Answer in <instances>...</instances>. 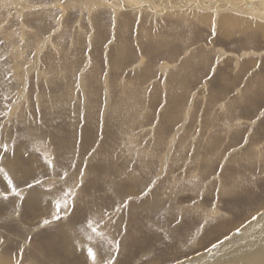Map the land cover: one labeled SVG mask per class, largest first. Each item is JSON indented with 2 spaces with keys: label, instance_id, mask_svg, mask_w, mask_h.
<instances>
[{
  "label": "rangeland",
  "instance_id": "rangeland-1",
  "mask_svg": "<svg viewBox=\"0 0 264 264\" xmlns=\"http://www.w3.org/2000/svg\"><path fill=\"white\" fill-rule=\"evenodd\" d=\"M207 1L0 0V264H182L264 214V37L219 19L264 22Z\"/></svg>",
  "mask_w": 264,
  "mask_h": 264
},
{
  "label": "bare ground",
  "instance_id": "bare-ground-1",
  "mask_svg": "<svg viewBox=\"0 0 264 264\" xmlns=\"http://www.w3.org/2000/svg\"><path fill=\"white\" fill-rule=\"evenodd\" d=\"M129 1H131V0H129ZM187 1L188 0H182V2L185 4L180 6V5H174L173 3H171L170 0H165V2H169L167 4L168 6H166V7L162 6L161 10H163L165 8L166 10H163V11H171V10L183 11L182 9L184 7L194 9L196 11L184 10L182 12V14L185 15L186 17H188V19H190L192 22L199 23L200 25H206V24L210 23L212 15H215V17H217L218 15H220V13H219L220 11L226 12V6L221 4V2L213 3L212 7H209L211 5H207V4L203 5V4L199 3L200 0H199V2H197L198 0L196 2L195 1L192 2L191 0H189L188 2ZM210 1H212V0H210ZM241 1H245V0H241ZM247 1L249 2L247 5V7L250 8L249 10L245 9L243 6H240L238 4H237L238 5L237 6L233 3H228V5H229L228 9L229 10H235L236 13H243L244 15L249 16V18H251V17L255 18L259 22L260 21L264 22V0H247ZM207 2H209V0ZM204 3H206V2H204ZM216 4H221V5L216 7V6H214ZM211 10L215 11V13L214 14H206L205 13L206 11H211ZM177 17H179V15H177ZM216 21H217V19H216ZM219 23H220L219 32L224 34V35L229 33V30L231 28H237L238 30L242 31V29H245V30L251 29L253 26H255L256 28H258L262 32L263 37H264V23L255 22V25H254V22H251L250 20L244 19L243 17L242 18L237 17V16L232 15V14H223V16H220ZM191 180H193V179H191ZM184 208L186 210L187 207L185 206ZM202 209H205V207L201 208V210ZM185 210H183V211H185ZM191 210H192V208H191ZM186 213H188V212H186ZM192 213H193V211H191V214ZM206 213L207 212H205V214ZM245 233L249 234V235H244ZM243 236L244 237L248 236L249 239L244 240V242H238V241H240V238H242ZM236 239H237V241H235ZM241 243H243L242 246L236 247ZM194 259L185 261V263L183 262L182 264H264V214L262 213V215H260L257 218V220L253 221L247 228H243L240 232L236 233V235L232 236L230 239H227L224 242H221V244L219 246L215 247V249L214 248L210 249L207 253L202 254L198 257H195Z\"/></svg>",
  "mask_w": 264,
  "mask_h": 264
},
{
  "label": "snow or ice",
  "instance_id": "snow-or-ice-1",
  "mask_svg": "<svg viewBox=\"0 0 264 264\" xmlns=\"http://www.w3.org/2000/svg\"><path fill=\"white\" fill-rule=\"evenodd\" d=\"M58 218V217H57ZM45 224L49 223V221L45 220L44 221ZM90 257L92 258L93 262H95L96 259V254L94 252H89Z\"/></svg>",
  "mask_w": 264,
  "mask_h": 264
}]
</instances>
